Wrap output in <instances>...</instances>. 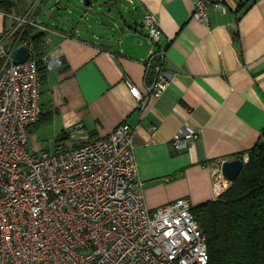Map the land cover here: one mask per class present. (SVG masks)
<instances>
[{
  "label": "crops",
  "instance_id": "crops-1",
  "mask_svg": "<svg viewBox=\"0 0 264 264\" xmlns=\"http://www.w3.org/2000/svg\"><path fill=\"white\" fill-rule=\"evenodd\" d=\"M11 1L7 12L17 14L39 1L35 17L50 29L34 28L31 35L44 32L45 56L62 60L51 68L45 61L43 120L31 126L30 148L47 150L38 142V123L47 121L57 143L78 131L75 143L81 144L126 122L136 131L151 210L180 197L194 205L219 197L213 182L218 162L249 159L247 150L264 130V0H224L225 12L209 8V22L192 16L194 0ZM138 8L154 13L162 30L153 49L165 52L169 84L159 97H149L156 70L148 66V30L134 23ZM13 24L12 16L0 15V38L7 43L15 37ZM186 123L201 138L176 150L172 138Z\"/></svg>",
  "mask_w": 264,
  "mask_h": 264
},
{
  "label": "built area",
  "instance_id": "built-area-1",
  "mask_svg": "<svg viewBox=\"0 0 264 264\" xmlns=\"http://www.w3.org/2000/svg\"><path fill=\"white\" fill-rule=\"evenodd\" d=\"M38 5L22 14L0 10L13 17L15 36L11 43L0 38V264H208L207 235L190 198L154 210L147 205L136 131L129 123L81 144L75 140L82 135L74 131L58 141L55 153L30 148L31 126L42 113V80L34 42L21 38L30 27L50 29L35 17ZM211 6L227 9L224 0H194L192 16L209 22ZM144 27L152 43L148 66L156 70L149 97H159L169 76L163 71L165 52L153 49L162 36L154 13L145 14ZM20 44L30 56L15 63ZM44 60L50 68L62 63ZM130 88L143 99L136 86ZM200 138V130L186 123L172 145L186 150ZM223 162L213 173L219 194L232 184L222 173Z\"/></svg>",
  "mask_w": 264,
  "mask_h": 264
},
{
  "label": "trees",
  "instance_id": "trees-1",
  "mask_svg": "<svg viewBox=\"0 0 264 264\" xmlns=\"http://www.w3.org/2000/svg\"><path fill=\"white\" fill-rule=\"evenodd\" d=\"M13 6L11 0H0L1 10ZM33 29H27L21 40L30 37L34 42L44 81L45 33L31 35ZM247 153L249 159L236 180L217 199L194 207L208 239V264H264V130Z\"/></svg>",
  "mask_w": 264,
  "mask_h": 264
},
{
  "label": "water",
  "instance_id": "water-1",
  "mask_svg": "<svg viewBox=\"0 0 264 264\" xmlns=\"http://www.w3.org/2000/svg\"><path fill=\"white\" fill-rule=\"evenodd\" d=\"M88 2V1H87ZM146 12L138 8L135 13V25L144 27V17ZM30 56V49L24 44L18 45L13 53L12 59L15 63H22ZM246 161L243 158L236 157L225 160L222 164V173L230 182H234L244 168Z\"/></svg>",
  "mask_w": 264,
  "mask_h": 264
},
{
  "label": "rangeland",
  "instance_id": "rangeland-1",
  "mask_svg": "<svg viewBox=\"0 0 264 264\" xmlns=\"http://www.w3.org/2000/svg\"><path fill=\"white\" fill-rule=\"evenodd\" d=\"M44 3H46V1H44ZM43 3V4H44ZM52 3V0H51ZM49 5V6H48ZM50 2L47 4V7L44 9V13L47 12L48 8H50ZM42 17H46V15L44 14ZM47 19L44 18V21H46ZM45 126L44 129H42V127ZM50 125H47V121L46 122H42V123H38L37 125H35V133L38 135V142L45 144L47 150L49 153H55L56 151V146H57V140L54 136H49L48 133L50 132L49 128ZM40 151H44V146ZM41 153V152H40Z\"/></svg>",
  "mask_w": 264,
  "mask_h": 264
}]
</instances>
